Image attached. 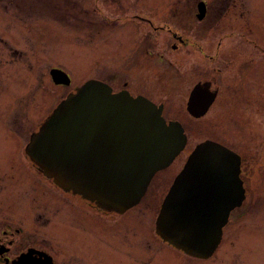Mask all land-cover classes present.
<instances>
[{
	"label": "rangeland",
	"instance_id": "1",
	"mask_svg": "<svg viewBox=\"0 0 264 264\" xmlns=\"http://www.w3.org/2000/svg\"><path fill=\"white\" fill-rule=\"evenodd\" d=\"M114 1L0 2V225L18 219L21 212L15 206L26 208V191L38 199L46 184L34 176L39 185L31 183L28 190L31 174L24 170L30 166L23 147L54 105L87 79L100 80L112 90L125 82L130 92L153 100L165 94L163 114L182 124L184 148L209 138L238 152L248 173L246 195L208 258L189 257L162 244L153 233V221L181 167L176 158L154 172L139 201L113 224L101 222L105 233H97V249L84 253L79 264H264V0H229L208 27L190 18L189 35L200 43L204 55L216 50L214 62L192 48L171 51L172 38L165 28L149 29L151 33L129 25L128 17L119 20L117 8L127 2ZM189 1L132 0V5L146 11L153 24L174 26L176 15L185 14ZM204 1L216 9L217 0ZM239 40L248 42L238 47L243 44ZM252 44L263 52L258 53L257 47L254 51ZM206 65L219 69L213 75L219 91L203 116L193 118L183 101ZM51 67L67 73V85L51 82ZM35 222L32 230L29 223L31 240L51 244L52 224ZM64 230L72 235L71 241L78 239L84 246L92 242L73 226ZM52 250L58 264L69 263L66 252Z\"/></svg>",
	"mask_w": 264,
	"mask_h": 264
},
{
	"label": "water",
	"instance_id": "2",
	"mask_svg": "<svg viewBox=\"0 0 264 264\" xmlns=\"http://www.w3.org/2000/svg\"><path fill=\"white\" fill-rule=\"evenodd\" d=\"M48 73L54 84L69 82L58 68ZM197 88L186 102L194 117L204 113L212 96L207 94L199 107ZM184 142L179 123L165 122L158 106L87 79L58 101L29 135L23 152L61 190L122 212L138 201L151 175L167 166ZM238 172L236 153L209 139L196 143L160 200L154 233L188 256L209 257L229 210L243 198Z\"/></svg>",
	"mask_w": 264,
	"mask_h": 264
},
{
	"label": "flooded vegetation",
	"instance_id": "3",
	"mask_svg": "<svg viewBox=\"0 0 264 264\" xmlns=\"http://www.w3.org/2000/svg\"><path fill=\"white\" fill-rule=\"evenodd\" d=\"M1 1L2 0H0V2ZM120 1L127 2V3H124L125 5H123V7L118 6L117 8L118 15L122 17L119 20H122L128 17L130 19L129 20L127 18V20L130 21L128 22L129 25L132 22L135 27H137L138 29L145 30L146 32H149V31L151 32V30L149 29L153 30L155 27L156 28L161 27L163 29L165 28V30L168 31L170 37L172 38V42L169 44V48L171 49V51L177 52V51H180L181 49L192 48L193 52H197L199 53L200 56H204L206 59L209 60V62L211 61L214 62L216 60V56H218L216 50L214 51V55H210V54L204 55L203 49L200 43L197 40L191 38V36L188 33L190 31L188 21L190 20V18H195L196 21L205 22L208 27L209 24L211 23V20L214 17H216V13H217L216 11L219 8L221 10L222 4L227 5L229 0H217L218 2L216 6L218 8L216 7V9L208 5L207 1L190 0L188 2V6L186 7L185 14L181 15L179 13V15L178 14L176 15L175 17L176 23L174 26L169 25V24H160V25L153 24L150 21L151 18L147 17L148 16L147 12L144 10L137 9V7L133 6L132 0L131 1L115 0L114 2H117V3H114V4L117 5L118 2ZM100 4H102V1H100ZM124 25L126 27V25H128L127 22H125ZM246 42L248 41L239 40V43H243V44L242 45L237 44V46L238 47L246 46ZM219 46H220V41L216 42L215 48L217 49ZM250 47H252L254 51L257 50L258 53L263 52L261 48L253 44L250 45ZM254 47H257V49L255 50ZM250 51L252 50L250 49ZM207 72H209L210 74H207ZM217 72H219V69L217 67L215 66L210 67L206 65L204 68L203 74L199 76V78L195 79L192 82L191 86L188 88L183 102H184L185 111L189 116L193 118H199L203 116V114L209 109L211 104L214 102L215 97L217 96V93L219 91L216 79L213 76ZM194 86L198 87L195 98L197 100L196 105H198L199 107L205 100L206 95L212 94L211 101L207 105V108L204 111V113L196 117L192 116L186 110V102H187L189 93ZM109 87H110L111 92H118L121 90H125L131 96H142L148 99L150 102H152L153 104H155L156 106L160 108L161 116L165 122L170 121V120L178 121L176 117L167 118L163 114L164 104H165V99H166L165 94H162V96H160L158 100H153L149 96L130 92L129 90L125 88V82H123L121 84V87L116 90H112L111 86ZM180 125L184 132V129L181 123ZM185 138H186V134H185ZM204 139H209V138H204ZM209 140H212V139H209ZM185 143H186V140H185ZM185 143L183 147L181 148V150L174 157V159L179 158L181 160V165L186 155L191 149V148L190 149L184 148ZM234 152L239 157L238 177L241 181V186L243 188V198L238 206L233 207L232 209L229 210L227 214V220L221 227L220 239L222 236L223 227L230 220V214L241 205L243 199L245 198L246 185L248 184V173H247V170L244 168L245 166L243 163V158L238 152L236 151ZM25 157L30 166L28 167L31 169V171L29 168L24 169L27 171V173L31 174V179L29 178L30 181L29 183L26 184L28 190L29 191L31 190V183L33 186H35L36 184L34 176L35 177L38 176V178H42L44 181H46V184L41 186L42 190H41V194L38 196L39 197L38 199L31 198V193L26 191V196H27L25 200V203H27L25 205L26 208L24 209V205L18 206L17 204L15 206V209L19 210L21 212V215L17 217L18 219H16L14 223H10L8 220H5V222L1 223L0 225V264H58L56 260L57 257L54 251L52 250L53 248L55 249V247H58L62 252H66L68 254V255L66 254L67 256L66 258L69 261V263L67 264H71V263L74 264V262L76 264H79V260L83 261L84 253H86L90 249H94V248L97 249V242H96L95 237L97 236V233H100V234L105 233L103 230H101V228L104 227L101 225V222H104V223L111 222V224H113L116 221V218L121 217L122 214H124V212L127 209L121 213L103 210L97 207L92 202L84 200L80 198L79 196L72 194L70 192L59 189L54 184H52L49 179H46L38 171L36 166L27 158L26 155ZM168 166L169 165L160 169V171L166 169ZM36 185H39V183ZM47 198L49 199V201L46 200ZM40 202H42L43 205H41ZM42 207H46L47 209L44 210L42 209ZM52 218H55L56 221H53ZM20 220L24 222V224ZM35 221H39V223L48 222L52 224L51 225L52 232L51 231L48 232L50 235L53 234L51 236L54 239V241H52V238H51L52 245L48 244L45 240H41L38 242L31 240L34 237H31L29 233V230H28L29 223L31 222V230H32L36 223ZM70 226H73L77 230H80V233L85 234L87 237H89V239L92 242L89 245L84 246L79 242L78 239H76L75 242L71 241L70 236L72 235H70L64 230L65 227L69 228ZM108 226L110 225L108 224ZM56 228L58 229V232L56 231ZM156 237L162 244H166L165 242L161 241L158 236ZM166 245L169 246L168 244Z\"/></svg>",
	"mask_w": 264,
	"mask_h": 264
}]
</instances>
